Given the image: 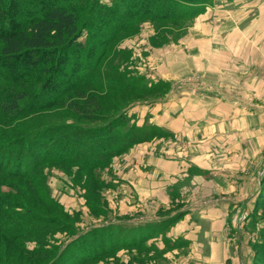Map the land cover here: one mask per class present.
<instances>
[{
  "label": "rangeland",
  "instance_id": "374dc122",
  "mask_svg": "<svg viewBox=\"0 0 264 264\" xmlns=\"http://www.w3.org/2000/svg\"><path fill=\"white\" fill-rule=\"evenodd\" d=\"M214 1L206 11L217 4V25L232 18L243 25L244 7L254 8L251 12L255 15L259 2H264L243 0L237 5L231 3L233 0ZM240 11L243 13L239 15ZM204 13L174 23L144 21L138 29L118 36L105 61L106 66L119 68L127 75L143 76V84L170 83L163 92L152 94L121 96L97 90L106 101L107 111H125L131 123L141 127L155 124L167 135L136 144L107 168L48 165L43 175L31 182L8 179L16 197H23L21 203L73 223L75 234H55L51 244L63 248L92 227L120 220L136 223L186 212L168 233L172 241H187L182 247L164 250L165 243L159 237L154 241L158 250H121L96 264H114L118 259L132 264H209L202 261L210 252L211 238H206L205 232L211 227L197 209L225 196L229 200L222 212L228 224L216 230L221 231L226 247L231 251L237 248L238 264H252L261 255L255 245L264 241V201L258 203L264 188V60L242 61L230 70L223 62L218 65V60L208 58L211 50L203 52L200 45L210 48L215 37L198 33L195 25L196 18ZM210 25L215 26V22ZM249 39L257 41L255 35ZM198 53L208 60L197 61ZM84 121L67 108L58 107L13 125L0 122V138L33 132L48 123ZM231 124L235 125L234 133L228 131ZM212 188H218L217 196ZM208 199L212 200L204 202ZM193 222L201 226L197 236ZM215 239L222 240L217 236L210 241ZM24 245L0 234V263L38 264L26 254V247L32 248L35 243Z\"/></svg>",
  "mask_w": 264,
  "mask_h": 264
},
{
  "label": "trees",
  "instance_id": "16d2710c",
  "mask_svg": "<svg viewBox=\"0 0 264 264\" xmlns=\"http://www.w3.org/2000/svg\"><path fill=\"white\" fill-rule=\"evenodd\" d=\"M214 2L0 0V122L13 125L58 107L67 108L86 122L48 123L33 132L0 138V234L21 245L34 242L32 248L26 247L29 260L38 264H96L121 250H158L154 241L159 237L165 243L164 250L187 243L168 236L186 213L181 212L144 222L120 220L92 227L61 248L50 241L61 232L75 234L73 223L21 203L23 197H16L14 186L7 181L31 182L43 175L48 165L107 168L136 144L167 135L158 125L131 123L125 111H107L106 101L97 90L121 96L152 94L163 92L170 83L143 84V76L127 75L106 66L105 61L121 33L138 29L144 21L193 20ZM261 200L264 188L258 203ZM3 203L8 206L2 208ZM255 248L261 255L252 264H264V241ZM114 264L132 263L118 259Z\"/></svg>",
  "mask_w": 264,
  "mask_h": 264
},
{
  "label": "crops",
  "instance_id": "0c3cea01",
  "mask_svg": "<svg viewBox=\"0 0 264 264\" xmlns=\"http://www.w3.org/2000/svg\"><path fill=\"white\" fill-rule=\"evenodd\" d=\"M242 1L243 0H233V2L231 3L240 5ZM220 3L228 4V2L225 1H220ZM212 6L213 7L208 8V10L204 14L198 16L195 20V25L198 33L201 32L205 35L207 34L215 37L216 42L211 44L210 48H208L205 44L200 45V47L204 49L203 52L211 50L208 53V58L209 56H211V59L218 60V65H220V61L223 62L224 67H227L230 70L234 69L235 65L236 67H238V65L242 61L253 62V59L255 58L264 60V2H259L258 14L255 15L251 12L254 8L248 7L247 9V7H244L246 10H244L245 21L243 22V25L240 20L237 21L235 18L223 21L221 25H217V18L215 17V15L217 14V11L215 9L217 8V4ZM242 13L243 11H240L239 15ZM208 20L209 22L207 23ZM210 22H215V26H217L212 27L210 25ZM238 23L242 26L238 25ZM208 30H210L209 33H207ZM252 35H255V38L257 39L256 42L249 39V37H251ZM223 40H227L228 43H224ZM220 43H224L227 48L224 44ZM214 47H218V49H213ZM196 51L202 52L199 48H196ZM220 54L229 57L222 58L219 57ZM196 57H199L195 58L199 62L200 59L208 60V58H201L200 53L196 54ZM231 127L232 128L228 131H232V129H235V125L233 124H231ZM232 132L234 133V131ZM196 184L199 186L202 185V182H197ZM211 192L214 193L213 195L215 196L219 194L218 188H212ZM209 200L212 199L205 200L204 202H207ZM228 200L229 199L224 196L222 200L218 198L217 200H212V202H207L205 204H203L204 202H202L198 204H203L198 207L197 211L201 214V218L204 219V222L209 223L211 227V231L205 232L206 238L212 239L217 238V236H220L221 239L223 238L221 236V231L216 230V228L222 227L225 229L226 225L228 224L226 216H224V213L222 212L224 211V209H226L225 204ZM219 211H221L222 213H218ZM191 217L192 213L189 219ZM191 225L193 227H196L195 232L197 236L198 230L201 226L196 224V222H193ZM203 234L204 232L202 231V236ZM210 240V252L205 256L206 260L202 262H206L209 264H230V262H232V264H238V259L240 256L238 254L237 248L236 250L231 251L230 248L228 249L226 247V243L223 239L221 241H217L216 239L215 241Z\"/></svg>",
  "mask_w": 264,
  "mask_h": 264
}]
</instances>
